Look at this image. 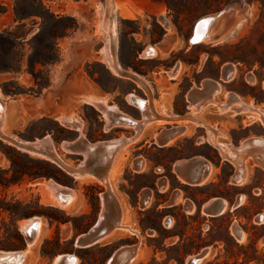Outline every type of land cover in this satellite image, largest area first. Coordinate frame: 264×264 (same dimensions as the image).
<instances>
[{
  "label": "rangeland",
  "instance_id": "1",
  "mask_svg": "<svg viewBox=\"0 0 264 264\" xmlns=\"http://www.w3.org/2000/svg\"><path fill=\"white\" fill-rule=\"evenodd\" d=\"M112 2L115 46L118 40L119 59L123 65H133L135 57L145 56L141 54L142 41L145 39L156 41L164 34H168V43H174L171 45L173 52L170 57L166 61L142 63L143 66L163 65L172 68L180 62L182 71L188 70L189 77L194 79L189 86L188 79L180 72L176 80L181 81L180 87L183 90L188 86L195 88L206 79H214L222 86L221 93H217L216 96V107L215 105L205 107L202 109L203 112L228 119L233 124L246 117L242 126H248L252 122L255 128L257 125L264 126V93L260 91V84L264 83V0H112ZM0 3L6 9V13L0 15L1 30L13 26L15 15L13 0H0ZM20 4L27 12L38 10L30 7L28 1ZM104 4L105 0L43 1V5L52 12L65 18H73L78 29L74 33L69 31L67 36L58 40V51H55V48L51 50V43L45 45V58L50 64L45 67L38 65L34 76L29 73L28 67L31 47L37 52L43 50L38 40L31 41L34 18L24 21L25 27L22 30L8 29L7 31L15 36L23 35V40L18 41L23 43V46L20 43L19 45L22 46L20 54L24 57L21 70H18L17 52H12L7 45H0V76H5L8 80L7 83L0 84V91L6 92L8 96L38 93L47 87L49 82L56 84L61 79V73L54 72L56 64L54 62L58 59L60 61L61 58L71 64L68 70L63 72L65 75L73 72L83 76L96 74V81L103 88L115 86L114 78L110 77L101 64L87 65V58L97 56L96 51L100 49L98 47L101 44L98 41L94 47H89V39L96 37L106 43V36L100 30L103 24ZM226 9L229 13L221 14ZM215 16L219 17L214 23L209 39L202 44L188 47L194 23L203 17ZM36 20L39 22V19ZM69 23L67 21V24ZM230 67L231 71L228 70ZM195 70L199 72L196 73ZM250 73L256 79L255 85H247L244 82V76ZM171 77L172 75L168 74L167 81H173ZM228 77L231 79L227 81ZM223 78L225 83L222 82ZM170 88L172 90L176 87ZM226 92L238 94L244 102L263 113L262 118L245 111L236 117L233 111L236 109L231 108L232 111L230 109L226 112L225 108H220V99L226 96ZM85 111L86 116L93 120L92 110ZM29 116L27 110L22 107L18 123L24 124ZM254 116L256 119L252 118ZM51 130L59 136L60 129L56 123L39 120L24 125L14 133L22 138H32L44 136L46 131ZM4 133L7 134L5 131ZM9 134H7L9 137L16 139ZM185 147H189V143H186ZM55 173L54 165L48 161L22 152L0 138V252L23 251V257L26 258L18 264H51L52 260L60 255L74 256L78 264H109L110 258L120 249L129 248L127 246L137 247L138 256L134 264H193L190 261L205 252L208 246L214 247L212 254L198 260L200 262L197 264H264V206H259L257 200H253L254 206H247L237 214L225 213L222 217L214 219L209 227L203 226L201 229L198 226L204 217L203 219L195 215L187 217L178 209L168 210L167 215L172 216L175 221L170 231H166L165 222L162 221L166 212L157 210L156 206H122L121 221L123 216V225L130 227L135 233L114 229L95 245L79 248L75 245L76 239L93 227L103 206H71L62 209L55 205L47 206V203H40L38 192L18 189L16 185L8 187L9 182H15L21 177L25 180L36 175ZM122 176L129 179L125 173H122ZM146 180L151 181V176ZM132 182L138 184L139 179L135 178ZM95 193L96 187L93 185L84 187L83 194L88 203H94ZM1 199H5L4 202ZM15 202H21L22 205H16ZM26 213L30 215L20 217ZM16 214L19 217H15ZM234 214L244 219L242 230L235 228L234 231L232 227L228 229L230 218H233L234 222L232 217ZM259 214L261 216L258 217ZM35 216L40 217L43 223L40 222L36 240L27 247V236L21 233L20 226L23 221ZM51 227V231L47 232ZM173 233L184 235L183 242L179 246H164L163 239ZM66 234L71 235L70 239H65Z\"/></svg>",
  "mask_w": 264,
  "mask_h": 264
},
{
  "label": "crops",
  "instance_id": "2",
  "mask_svg": "<svg viewBox=\"0 0 264 264\" xmlns=\"http://www.w3.org/2000/svg\"><path fill=\"white\" fill-rule=\"evenodd\" d=\"M18 25L20 23L14 19L13 26L0 31ZM100 30L106 36V43L96 37L89 39V47H94L98 41L101 44L97 56L87 58V65L101 64L114 78L115 86L103 88L96 81V74L83 76L73 72L65 75L63 72L71 64L61 58L54 69L56 74L61 73L56 84L49 82L38 93L8 96L0 91V101L4 104L0 130L4 135L10 133L27 143L38 144V141L44 147L50 145L63 165L82 170L81 175L75 177L56 162L33 155L54 165L56 173L25 179L16 187L38 192L41 203L44 202L43 184L51 183L57 188L62 203L103 208L118 206L121 214L122 206H156L157 210L166 212L162 217L166 231L172 230L175 223L174 218L167 215L171 209H178L187 217H204L198 226L201 229L209 227L214 219L225 213L237 214L247 206H254L253 200L264 206V169L258 163L264 164V129L259 125L256 128L254 125L242 126L241 121L233 124L228 119L203 112L202 109L208 107L202 105L205 93L199 96L201 93L197 95L193 90H201L207 81L217 83L216 80L206 79L195 88H189L194 79L189 77L188 70L182 71L180 62L172 68L143 66L142 63L166 61L170 57L174 43H168V34L156 41H142L141 54L145 56L138 55L133 65L125 66L119 59L118 40L115 48L113 45L109 48L107 31ZM109 63L118 64L121 75L115 74ZM180 72L189 82L184 90L180 87L181 81L176 80ZM168 74L172 75L173 81H167ZM7 81L5 76H0L1 85ZM170 86L176 88L171 90ZM22 107L30 115L24 124L17 121ZM86 109L92 110L93 120L86 116ZM61 118H67L76 126L62 124ZM39 120L56 123L59 136L52 130L32 138H22L14 133ZM186 143L189 147H185ZM228 149L231 154L226 152ZM112 168H115V174H111ZM148 176L151 181L146 180ZM135 178L139 179L138 184L132 182ZM89 185L96 187L93 204L88 203L83 194L84 187ZM205 206H213L211 213L214 216L204 214ZM232 217L234 222L230 218L228 229L242 230L244 219L235 214ZM37 221L43 223L40 217ZM107 224L110 225L109 220ZM65 237L70 239L71 235ZM184 237L169 234L163 239V245L179 246ZM213 248L205 249V258L212 254Z\"/></svg>",
  "mask_w": 264,
  "mask_h": 264
},
{
  "label": "bare ground",
  "instance_id": "3",
  "mask_svg": "<svg viewBox=\"0 0 264 264\" xmlns=\"http://www.w3.org/2000/svg\"><path fill=\"white\" fill-rule=\"evenodd\" d=\"M103 8H104V10H103L104 15H103V18H102L103 24L101 25V27L107 31L108 47L110 48L113 45L114 48H115V35H114L115 30H114L113 21H112L114 19V14H113V9L114 8H113V2H112V0H105V4H104V7ZM228 13H229V11H227V9L226 10H223L221 12V14H226V15ZM218 17L219 16H215V17H203L199 21L197 20L196 21L197 23L195 22L194 25H193V28H192V31H191V35H190V38H189L191 40V42H193L195 44H202L205 41H207L209 39V37H210L211 30H212V28L214 26V23H215V21H216V19ZM105 24H106V26H105ZM108 55H109V53H108ZM109 66L111 67V69H112V71L114 73H116L117 75H121L120 74L121 68H120V66L118 64H114V63L110 64L109 63ZM228 70L231 71V67ZM229 73H231V72H229ZM223 80H225V79L223 78ZM220 88H221V85L218 84V83H216V84L215 83L214 84L213 83L212 84L210 83L207 86V88L203 92V94L205 93V94L210 95V98L211 99L209 98V100L207 101L208 104H211V105H215L216 106L217 103H216L214 97L220 91ZM196 94L199 95V93H196ZM201 95L202 94H200L199 96H201ZM199 106H200V104H199ZM199 106H198V108H199ZM198 108H196V110ZM217 108H219V107L217 106ZM229 108H237V109H239V110H241L243 112L245 111V112H247L249 114L257 115L260 118H262V116H263L262 115L263 113H260L259 110H257L251 104H244L240 99H239V101L238 100L236 101V100L233 99L230 102H228L226 104V109H229ZM220 111H221V109H220ZM231 111H232V109H231ZM233 111H237V110H233ZM3 117H4V104H2L1 101H0V126H1V122L3 121ZM63 118H65V117H63ZM67 118L66 119H62L61 118L60 119V122L62 124H64V125L68 126V127L76 126V124L74 122L73 123H70L67 120ZM252 118H255V116L252 117ZM249 121H251V120H249ZM253 121H254V119H253ZM259 121H261V120H259ZM249 123H251V122H249ZM77 126H79L78 123H77ZM0 138L2 140L7 141L10 145L16 147L18 150H20L22 152H25V153H28V154H31V155H35V156H39V157H43L45 159L52 160V161L56 162L64 170H66L67 172H70V173L74 174L75 177L81 175L82 170L75 169V168H74L75 170H73V169H70V168L66 167L65 165H63V163H61L60 160H59L60 158L57 157V155L55 154V152L53 151V149L52 150L50 149V147H51L50 145L44 147L42 145V143H40L38 141H37L38 144H34L32 142L27 143V141L16 140V139H14L12 137H9V136L4 135L1 132V130H0ZM243 147L244 146H242L241 148H243ZM244 148L246 149V147H244ZM245 149H243V150H245ZM226 152H228L229 154H231V150L230 149H228ZM241 152H242V150H241ZM257 153H259V151ZM238 154L240 155V153H238ZM233 156H235V155L233 154ZM239 158H240V156H239ZM236 159H237V156H236ZM234 161L236 162L235 159H234ZM258 163L264 169V164L262 163V161L261 162L258 161ZM111 165L113 166V164H111ZM115 172H116L115 168H112L111 174H115ZM103 183L107 185V181L103 180ZM43 185H44L43 191L45 193L43 195L44 196L43 197L44 198L43 201L45 202V204L46 203L47 204H53V205H55L57 207H60L62 209H67V208L71 207V206L68 205V203H62V201L60 200V195H59V193L57 191V188L53 184L46 183L45 182ZM72 197H74L73 194H72ZM71 200H72V198H71ZM111 200H112V198H111ZM101 219L104 220V222H103L104 225H106L107 224V221L109 220V222L111 224V227L108 228V229H104L102 231V233L98 237H96V238L87 237V235L82 236L83 239L81 241H78L77 242L80 248H88V247H91V246L95 245L98 241H100L101 239L105 238L114 229H124L125 231H130L131 233H135V231H133L130 227H126V226L123 225V216H122V221H121V212H120L118 206H104L103 210L101 211V213L99 215V220H101ZM29 222H30L29 220H25V221L22 222V224L20 226V230H21V232L23 234H26V231L28 229L27 228V224ZM39 226H40V221H37L34 224V227H33L34 229H32V231L30 230L31 240H28L27 241V247H29L30 245H32L33 242L36 240V238L38 236L37 234H38ZM234 231H235V228H234ZM234 233H236V232H234ZM241 238H243V237H241ZM127 247H129V248H126L125 247V249H120L119 251H117L113 255V257L111 258V260L108 261V263L109 264H132L137 259L136 257L138 256L137 247H133V248H131V246H127ZM0 253H1L0 254V264H18L23 259V251L22 252H17V254L16 253H11V252H0ZM62 257L63 256H58L55 259V261H54L53 264H76V262H77L76 259H74L73 257H69V259L66 262H64V261H62V259H63ZM199 262L200 261H197L195 264H197Z\"/></svg>",
  "mask_w": 264,
  "mask_h": 264
},
{
  "label": "trees",
  "instance_id": "4",
  "mask_svg": "<svg viewBox=\"0 0 264 264\" xmlns=\"http://www.w3.org/2000/svg\"><path fill=\"white\" fill-rule=\"evenodd\" d=\"M14 1V15H15V21L19 22L20 25L16 27V29H23L25 27V24L22 23L28 19H33V27L31 32L33 33L31 41L38 40L40 45L43 47V50L36 51L33 47L32 52L28 56V67H29V73L34 76L37 66L40 65L42 67H45L50 64L48 62L47 58H45L46 53V47L45 45L47 43H51L53 50L55 48V51H58L59 47V39L63 38L68 35V32L71 31L74 33L78 27L77 23L73 18L63 17L62 15L56 14L50 10L47 6L43 5L44 0H13ZM23 1H28L30 7H34L35 9H38L37 11H26V9L20 4ZM6 13L5 7L0 3V15H3ZM36 19H39V22H37ZM67 21L70 23L67 24ZM35 26H37V30H35ZM30 32V31H28ZM27 34H24L26 36ZM23 35L21 37L15 36L12 32L3 30L0 31V45H7L8 48L12 52H17V64H18V70H21V66L23 63V55L20 54V48L22 49V44L20 41L23 40ZM20 40V41H18ZM19 43L22 45L20 47ZM59 62V59L56 60L54 63ZM1 65V64H0ZM1 67V66H0ZM3 69V68H2ZM1 71V68H0ZM6 93V92H5ZM18 95V94H13ZM43 175V174H42ZM42 175H36L42 176ZM32 177V178H34ZM24 177H21V179L16 180L15 182H9L8 187L10 185H17L21 184ZM5 199H1V201L4 202ZM16 205H22L21 202H15ZM14 205V204H13ZM28 205V204H25ZM30 213H26L21 215L20 217H28ZM15 217H19V215H14ZM50 218V217H49ZM19 239L20 236H18Z\"/></svg>",
  "mask_w": 264,
  "mask_h": 264
},
{
  "label": "water",
  "instance_id": "5",
  "mask_svg": "<svg viewBox=\"0 0 264 264\" xmlns=\"http://www.w3.org/2000/svg\"><path fill=\"white\" fill-rule=\"evenodd\" d=\"M214 84V82H212V81H207V83H206V85L204 86V84H203V86H202V89L201 90H193L195 93H203L205 90H206V88H207V86L209 85V84ZM216 84V83H215ZM209 98H210V95H208V94H205V98H204V102H202V105H205L206 103H207V101L209 100ZM211 99V98H210ZM33 143H35L34 141H33ZM211 207H213V206H205V208H204V210H203V212H204V214H207V215H209V216H214V214L213 213H211ZM37 218L38 217H32V218H30V219H28L30 222L27 224V231H26V234H23V235H25V236H27V239L26 240H31V237H30V230L32 231V229H34L33 227H34V224L37 222ZM104 220L103 219H101V220H99V218H98V220L96 221V223L93 225V227L91 228V229H89L85 234H83V235H81L79 238H77L76 239V241H75V245L76 246H78L79 247V245H78V241H81L83 238H82V236H84V235H87V237H92V238H96V237H98L101 233H102V231L104 230V229H108V228H110L111 227V224L110 225H108V224H106V225H104ZM24 236V237H25ZM98 243V242H97ZM80 248V247H79ZM89 248V247H88ZM1 254V253H0ZM17 254V253H16ZM206 255V252H203V253H201V254H199V256H197L193 261H190L191 263H193V264H195L196 263V261H198V260H201L202 258H204V256ZM60 256H63L62 258V261H64V262H66L68 259H69V257H73V256H71V255H60ZM58 257V256H57ZM57 257H55L53 260H52V262H51V264H53L54 263V261H55V259L57 258ZM74 259H75V257H73ZM112 258V257H111ZM111 258H110V260H111ZM189 262V263H190Z\"/></svg>",
  "mask_w": 264,
  "mask_h": 264
},
{
  "label": "built area",
  "instance_id": "6",
  "mask_svg": "<svg viewBox=\"0 0 264 264\" xmlns=\"http://www.w3.org/2000/svg\"><path fill=\"white\" fill-rule=\"evenodd\" d=\"M196 45H198V44H195V43H193V42H191V40L189 39L188 40V47H194V46H196ZM232 75H233V73H232ZM245 79H244V82L247 84V85H255V83H256V79H255V77L252 75V73H250V74H246L245 76ZM231 79V77L229 78L228 77V79H227V81L228 80H230ZM247 80H249V81H251V83H249ZM217 83H218V81H216ZM222 82H224L225 83V80H222ZM260 87H261V90L260 91H262L263 93H264V83L263 82H261V84H260ZM220 93H221V91H220ZM238 100L239 101V99L244 103V104H247L246 102H244L243 100V98L242 97H240L238 94H236L235 92H226V96H222V98L220 99V103H221V105L222 104H224V105H220L219 107H223V108H225V110H226V112H229V110L231 109V108H229V109H226V104L228 103V102H230L231 100ZM226 101V102H225ZM206 106H208V107H210V106H214V105H211V104H206ZM216 107V106H215ZM219 109V108H218ZM233 109H236L237 111H234L235 113V115H236V117H238L240 114H242L243 113V111H241V110H239V109H237V108H233ZM245 119H246V117L245 118H242V121H241V125H243L242 124V122H244L245 121ZM254 122H252L251 124H249L248 126H250V125H252ZM261 126V125H260ZM263 129H264V126L262 125L261 126Z\"/></svg>",
  "mask_w": 264,
  "mask_h": 264
},
{
  "label": "flooded vegetation",
  "instance_id": "7",
  "mask_svg": "<svg viewBox=\"0 0 264 264\" xmlns=\"http://www.w3.org/2000/svg\"><path fill=\"white\" fill-rule=\"evenodd\" d=\"M125 248V247H124Z\"/></svg>",
  "mask_w": 264,
  "mask_h": 264
}]
</instances>
